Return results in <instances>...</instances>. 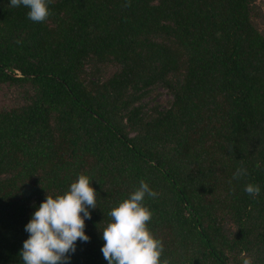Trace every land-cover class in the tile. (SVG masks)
<instances>
[{"label": "trees", "instance_id": "16d2710c", "mask_svg": "<svg viewBox=\"0 0 264 264\" xmlns=\"http://www.w3.org/2000/svg\"><path fill=\"white\" fill-rule=\"evenodd\" d=\"M0 0V264H23L46 192L92 177L71 264H107L99 227L141 179L169 264H264V17L258 0ZM262 21V22H261ZM158 87L166 105L149 104ZM1 100V97H0ZM262 166H258L257 162ZM243 165L248 174L232 179ZM256 182L252 196L244 184Z\"/></svg>", "mask_w": 264, "mask_h": 264}, {"label": "clouds", "instance_id": "9594fccd", "mask_svg": "<svg viewBox=\"0 0 264 264\" xmlns=\"http://www.w3.org/2000/svg\"><path fill=\"white\" fill-rule=\"evenodd\" d=\"M52 0H8L11 7L24 6L33 21L45 20L51 12ZM262 166L261 162H257ZM248 169L240 165L232 172V179H240ZM92 177L79 173L63 192H46L24 224L28 235L22 241L19 255L23 264H71L78 241L90 240L85 221L91 218V209L97 207V190ZM256 182L244 184V191L252 196L261 192ZM159 193L141 179L138 186L119 199L109 210V220L99 227L103 240L101 252L107 264H169L161 259L164 242L148 225L152 210L146 198ZM241 264H255L254 257L241 256Z\"/></svg>", "mask_w": 264, "mask_h": 264}, {"label": "rangeland", "instance_id": "374dc122", "mask_svg": "<svg viewBox=\"0 0 264 264\" xmlns=\"http://www.w3.org/2000/svg\"><path fill=\"white\" fill-rule=\"evenodd\" d=\"M259 5L261 6V10H262V16L264 17V0H258ZM262 22V21H261ZM262 24L264 25V19ZM5 94V92H1L0 93V97H1V102H4L5 100H7V97H3V95ZM6 96V95H4ZM170 94L167 92V90L165 88L162 87H158L155 89L154 93H152L151 95L147 96V100H149V104H153L155 103H159L162 105H166L167 100L170 98Z\"/></svg>", "mask_w": 264, "mask_h": 264}]
</instances>
